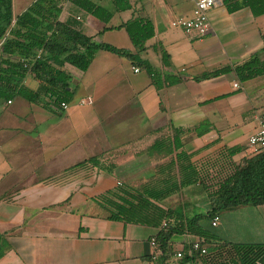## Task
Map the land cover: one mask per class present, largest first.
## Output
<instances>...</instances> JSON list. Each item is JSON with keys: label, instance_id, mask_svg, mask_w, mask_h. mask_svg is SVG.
<instances>
[{"label": "crops", "instance_id": "0c3cea01", "mask_svg": "<svg viewBox=\"0 0 264 264\" xmlns=\"http://www.w3.org/2000/svg\"><path fill=\"white\" fill-rule=\"evenodd\" d=\"M34 1L12 0L13 15ZM166 1H171L173 14L164 7ZM187 2L191 8L186 11ZM194 2L150 0L151 13L140 3L130 12L147 18L154 28L138 54L152 68L150 76L127 58L99 50L85 72L69 64L62 67L73 95L67 110L33 75L14 77L19 88L37 95V102L19 95L0 98V264H158L149 244L158 230L109 221L94 199L117 186L154 179L158 171L166 175V165L181 152L200 176L214 183L226 150H240L229 158L233 166L264 151L247 144L264 112V15L253 17L246 8L229 14L221 3L208 12L210 30L199 39L170 25L189 17ZM121 17L117 13L104 24L66 2L59 20L70 21L96 42L135 53L130 41L116 45L105 40L123 30H104L124 23ZM160 50L167 54L166 64ZM254 56L263 65L260 76L241 81L230 72L196 80ZM85 98L92 103L80 105ZM174 141L181 146L175 148ZM155 144L159 149L150 150ZM94 157L111 160L112 172L89 164L76 167ZM179 193L181 207L193 209L183 217L210 210L200 180ZM169 199L160 206L172 208ZM197 205L201 212H194ZM218 218L215 228L225 220ZM227 226L225 241L264 245V204L228 211ZM171 240V250L159 264H200L176 257L194 236L174 235Z\"/></svg>", "mask_w": 264, "mask_h": 264}, {"label": "trees", "instance_id": "16d2710c", "mask_svg": "<svg viewBox=\"0 0 264 264\" xmlns=\"http://www.w3.org/2000/svg\"><path fill=\"white\" fill-rule=\"evenodd\" d=\"M108 1L109 8L91 0H35L25 11L14 16L12 0H0V49L3 55L0 59V98L8 100L19 95L36 103L37 95L25 88H19V83L14 79L31 74L42 84L41 89L56 95L60 103H67L73 95L68 90L69 79L62 67L69 64L85 72L99 50L127 58L132 64L144 68L150 76L152 68L147 61L138 57V54L146 49L145 42L154 36L153 25L147 18L132 15L124 23L104 28L123 29L135 53L96 42L74 27L70 21L59 20L63 4L66 2L108 24L117 13H133L136 3L141 0ZM221 3L229 14L246 8L253 17L264 15V0H221ZM160 57L166 64L167 54L163 50H160ZM230 72H234L239 80L245 81L262 75L263 65L258 57L254 56L233 69L220 68L205 73L196 80L216 78ZM179 146L181 145L174 141V147ZM158 149L159 144L150 148L152 151ZM150 150L147 153L149 155ZM239 151V148L226 150L214 183H211L212 178L200 176L191 165L189 157L181 152L176 155V161L171 160L166 165V175L161 176L160 174L165 172L161 170L158 171V177L140 185L117 186L114 190L96 197L94 202L107 212L109 221L157 229L154 237L156 260H160L171 250V238L174 235L187 233L196 238L195 241L205 249V253H189L191 244L195 242L193 241L182 249L183 255L180 259L185 262L196 260V263L200 264H264L263 244L230 243L200 225L202 219L211 223L213 217L219 216L221 212L264 204V151L244 160L240 165L233 166L229 158ZM85 164L106 173H111L114 169L113 164L104 165L98 157L83 161L76 167ZM199 180L200 184L204 185L210 203L207 213H194L183 217L179 211L160 206L165 199Z\"/></svg>", "mask_w": 264, "mask_h": 264}, {"label": "built area", "instance_id": "2783aa9c", "mask_svg": "<svg viewBox=\"0 0 264 264\" xmlns=\"http://www.w3.org/2000/svg\"><path fill=\"white\" fill-rule=\"evenodd\" d=\"M221 4V0H195L192 14L189 18H176L171 21L170 25L174 28H180L186 32L193 33L197 38H203L210 30V23L208 20V12ZM138 69L135 68L134 72ZM235 87L237 85H234ZM92 100L90 98L81 99L80 105H90ZM60 106L63 110L68 109V104L61 102ZM247 144L254 150H264V112L261 114L259 119V125L256 132L248 137ZM218 216H214L211 220V226L215 227L218 223ZM149 244L155 249L156 242L155 238L149 240ZM191 252H199L201 255L205 253V249L200 246L199 242L195 241L191 244ZM176 257H182L181 253H176ZM156 254H153L151 259L155 260ZM260 264V263H257Z\"/></svg>", "mask_w": 264, "mask_h": 264}, {"label": "rangeland", "instance_id": "374dc122", "mask_svg": "<svg viewBox=\"0 0 264 264\" xmlns=\"http://www.w3.org/2000/svg\"><path fill=\"white\" fill-rule=\"evenodd\" d=\"M94 2H97V0H93ZM148 2H150V0H141V1H139L138 3H140L143 7H145L147 10H148V13L150 12L151 13V9H150V5H148ZM181 3V2H180ZM165 4L166 5H164V7H166L169 11H170V14H173V11H171L172 10V8H173V6H172V4H171V1H166L165 2ZM103 6H105L106 8H109V1L108 0H106V2L105 3H103ZM185 8H186V11L189 9V8H191V3L190 2H187L185 5ZM193 10V9H192ZM172 12V13H171ZM191 13V12H190ZM190 16H191V14H189ZM130 16H131V14H130V12H123L122 13V17H121V19L122 20H124L125 22L126 21H128L129 19H130ZM172 16H174V15H172ZM189 16V17H190ZM124 17V18H123ZM189 17H186V18H189ZM115 20H112V23L114 22ZM151 39V38H150ZM149 39V40H150ZM105 40H106V42L108 43H110V44H122V45H124V43L126 44H128L129 43V38L127 37V35H126V33L123 31V30H121V31H119V32H111L110 34H108L107 36H106V38H105ZM148 41V40H147ZM123 42V43H122ZM149 42V41H148ZM147 42V43H148ZM145 44H146V42H145ZM102 160V163L104 164V165H106V164H109V163H112V161L111 160H109V159H107L106 157H102L101 158ZM151 179H145V181H142V182H139L138 184H136V185H140V184H142V183H144V182H147V181H150ZM180 193L178 192V193H176V194H174L173 196H171L170 198L171 199H169L168 201H169V207H172V208H170V209H174L177 205H178V207H179V209H178V211L182 214L183 212L186 214V213H188L190 210H193V209H191V208H183V207H181V206H183L182 205V201H181V197H180ZM182 196V195H181ZM198 208V209H197ZM197 208H195L194 209V212H201V206L200 205H197ZM227 211L226 212H221L220 214H219V216L221 217V219L223 218V219H225L223 222H221V224L219 225V227L218 228H215V227H213V228H206V225H207V219H202L201 221H200V225L202 226V227H204L205 229H208L211 233H213V234H215V235H217V236H219V237H221L222 239H224V240H227V236H228V226H227Z\"/></svg>", "mask_w": 264, "mask_h": 264}]
</instances>
